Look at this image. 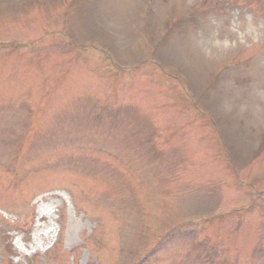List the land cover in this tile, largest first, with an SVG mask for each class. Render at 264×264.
<instances>
[{
    "label": "rangeland",
    "instance_id": "374dc122",
    "mask_svg": "<svg viewBox=\"0 0 264 264\" xmlns=\"http://www.w3.org/2000/svg\"><path fill=\"white\" fill-rule=\"evenodd\" d=\"M0 264H264V0H0Z\"/></svg>",
    "mask_w": 264,
    "mask_h": 264
}]
</instances>
